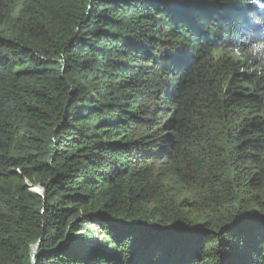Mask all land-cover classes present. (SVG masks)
Instances as JSON below:
<instances>
[{"label":"trees","instance_id":"obj_1","mask_svg":"<svg viewBox=\"0 0 264 264\" xmlns=\"http://www.w3.org/2000/svg\"><path fill=\"white\" fill-rule=\"evenodd\" d=\"M258 41L264 0H0V264H264Z\"/></svg>","mask_w":264,"mask_h":264},{"label":"clouds","instance_id":"obj_2","mask_svg":"<svg viewBox=\"0 0 264 264\" xmlns=\"http://www.w3.org/2000/svg\"><path fill=\"white\" fill-rule=\"evenodd\" d=\"M252 49L258 50L255 51L254 54L249 55V58L252 60V64L257 66L258 74L264 75V55H261V52L264 51V41L249 44L244 50V54L250 53Z\"/></svg>","mask_w":264,"mask_h":264},{"label":"rangeland","instance_id":"obj_3","mask_svg":"<svg viewBox=\"0 0 264 264\" xmlns=\"http://www.w3.org/2000/svg\"><path fill=\"white\" fill-rule=\"evenodd\" d=\"M33 188V187H32ZM86 226L92 231L94 232V236L92 237V239L87 240V243H90V245H98L99 240L102 239L103 235L101 234V232L99 231V228L91 223H87Z\"/></svg>","mask_w":264,"mask_h":264},{"label":"water","instance_id":"obj_4","mask_svg":"<svg viewBox=\"0 0 264 264\" xmlns=\"http://www.w3.org/2000/svg\"><path fill=\"white\" fill-rule=\"evenodd\" d=\"M34 187V186H33ZM32 191L36 192L37 194H40L42 196H44V193H45V189L40 187L35 189V188H32ZM39 247H40V241H37L33 247H32V261H33V264H38L37 263V260L35 258L36 254L38 253L39 251Z\"/></svg>","mask_w":264,"mask_h":264}]
</instances>
